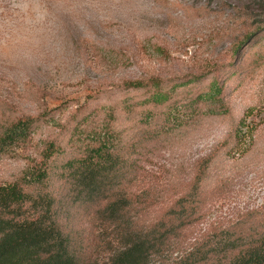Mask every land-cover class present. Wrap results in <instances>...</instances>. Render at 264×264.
<instances>
[{
    "label": "rangeland",
    "instance_id": "obj_1",
    "mask_svg": "<svg viewBox=\"0 0 264 264\" xmlns=\"http://www.w3.org/2000/svg\"><path fill=\"white\" fill-rule=\"evenodd\" d=\"M263 25L264 0H0V120L46 115L25 147L0 156V184L19 177L29 162L33 166L49 138L70 137L63 126L77 120L72 114L89 96L96 97L92 106L99 110L90 127L101 126L112 105L120 110L126 97L138 95L121 84L192 75L225 63L232 45ZM247 45V57L240 53V70L227 83L228 115L191 126L176 140L134 137L141 168L136 188L155 185V199L142 214L145 223L189 191L197 168L218 150L204 182L210 211L199 227L222 220L231 228L243 212H264V31ZM242 118L254 127L245 156L222 145ZM80 219L72 221L74 233L90 235L96 244L99 231L85 233ZM86 248L98 255L106 246Z\"/></svg>",
    "mask_w": 264,
    "mask_h": 264
},
{
    "label": "trees",
    "instance_id": "obj_2",
    "mask_svg": "<svg viewBox=\"0 0 264 264\" xmlns=\"http://www.w3.org/2000/svg\"><path fill=\"white\" fill-rule=\"evenodd\" d=\"M246 34L229 49L225 63L192 75H153L121 84L138 95L126 97L120 110L112 105L101 126L90 127L99 110L92 106L96 97L89 96L72 114L77 120L63 126L70 137L49 138L33 166L29 162L19 177L0 184V264H264V212H243L231 228L222 220L199 227L210 211L204 182L219 150L197 168L191 189L154 222L145 223L142 214L155 199V185L136 188L139 133L148 140H176L191 126L229 114L225 92L254 36ZM208 80L207 87L200 86ZM45 118L1 119L0 156L25 147L37 120ZM237 123L222 145L245 156L254 127L245 118ZM77 216L88 227L82 233L99 231L96 244L90 235L74 233ZM99 242L106 248L98 255L86 251Z\"/></svg>",
    "mask_w": 264,
    "mask_h": 264
}]
</instances>
